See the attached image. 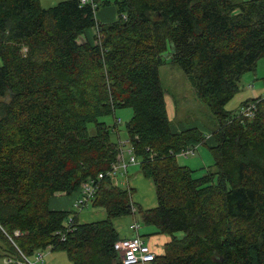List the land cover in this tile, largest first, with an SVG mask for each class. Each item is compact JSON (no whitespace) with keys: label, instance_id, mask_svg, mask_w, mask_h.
<instances>
[{"label":"trees","instance_id":"1","mask_svg":"<svg viewBox=\"0 0 264 264\" xmlns=\"http://www.w3.org/2000/svg\"><path fill=\"white\" fill-rule=\"evenodd\" d=\"M110 7L114 20L97 17ZM262 58L264 0H0V264H30L42 249L72 264H124L113 220L137 212L168 237L149 264H264V96L242 103L256 102L251 118L226 109ZM167 63L211 108L215 145L199 127L173 126ZM124 107L133 115L115 140L118 118H102ZM201 144L214 163L194 176L177 158ZM126 145L154 180L153 208L113 175ZM87 180L98 186L83 210L106 218L50 207Z\"/></svg>","mask_w":264,"mask_h":264},{"label":"rangeland","instance_id":"2","mask_svg":"<svg viewBox=\"0 0 264 264\" xmlns=\"http://www.w3.org/2000/svg\"><path fill=\"white\" fill-rule=\"evenodd\" d=\"M60 1L62 0H41V3L44 7H50L52 5L57 4ZM105 12H111L114 16L113 18H115L117 15L115 9L110 7V8H100V11L98 12L97 17L101 19ZM101 13H102V17H101ZM1 64L2 62L0 59V65ZM160 76H161V82L165 90V93H168L170 95L168 99L169 111L172 112L173 109L175 111L177 107V117L174 119L173 123L176 126H178L180 122L183 125L187 124L186 126H190V124H193V122H196V124L201 126L202 128L201 130L207 136L213 135V132L217 128V120L211 108L198 98L195 88L190 82V80L188 79L185 72L178 66L167 63L160 67ZM258 96H264V58L259 60L255 71H249L242 76L241 90L226 105V109L229 111H237L241 108L242 103L245 100L253 98V97H258ZM132 115H133L132 108L124 107V108L117 109L114 115H108V116L103 117L102 119L107 121L111 126H113L115 122V118L120 119V122L118 124L119 129H120L118 131L119 135L116 133L113 134V138L115 140H118L119 137H121L122 139L127 137L126 125H127V122L130 120V118L132 117ZM89 131L91 134L95 132V125L93 123L89 124ZM202 145H204L206 152H208L209 154L207 156L208 159L206 157L205 160H203L202 158L197 156L200 164L197 165L196 167L197 169H194L191 167L192 170H194V176L203 175L204 173L207 172L208 168L212 166L214 163V157H213L210 147L207 144H202ZM198 153H199L198 150L195 149L193 154H189L187 156L186 154H182V155H179L178 159H181L180 162H183L182 161L183 159L189 160L193 158L194 154L197 155ZM183 165H187V164H183ZM126 176L128 177L127 174ZM147 194L151 195L147 187L140 186L138 192L134 190V193H133L134 203L137 205L136 202H138V199H137L138 197L145 198L146 201H149V199H147L146 197ZM155 194H156V188H155ZM86 209L88 208H85L84 210ZM90 209L93 210L94 208L91 206ZM71 210L74 211L73 207ZM124 218H126V225H131L134 222H138L140 224L141 230L148 226L147 224H144L143 222H141V217L138 212L135 214V216L133 214H130ZM115 219L116 218H114V220ZM48 252H52L51 249H47L46 253Z\"/></svg>","mask_w":264,"mask_h":264},{"label":"crops","instance_id":"3","mask_svg":"<svg viewBox=\"0 0 264 264\" xmlns=\"http://www.w3.org/2000/svg\"><path fill=\"white\" fill-rule=\"evenodd\" d=\"M103 13V12H102ZM102 13H101V17H102ZM113 14L111 12H105L103 14V17L101 18V20L103 21H110V20H114L115 18H113ZM84 38V37H83ZM169 94L166 93V99H167V110H168V115L169 118L172 121V124L175 128L177 129H182L185 127H190V126H196L199 127L200 129L201 126H199L198 124H196V122H193V124H190V126H186L183 125L181 122L179 123L178 126H176L173 122L174 119L177 117V107L174 111V109L171 111H169L168 107H169ZM218 126V125H217ZM125 139V138H124ZM207 143L209 145H215L216 141L213 135H209L207 136ZM129 149L128 145L125 146V150ZM196 149L198 150V154H194L193 158L186 160L183 159V162H180L181 159H178V162L181 164H187L188 166L197 169V165L200 164V162L198 161V157L202 158L203 160H205V158L209 155L208 152H206V149L204 147V145H199L198 147H196ZM198 156V157H197ZM125 159L126 161H128L129 156L128 153H125ZM208 159V157H207ZM209 161V160H207ZM210 163V162H209ZM210 165V164H209ZM127 172H128V177L125 175V172H123V170L119 171L118 176L116 178L117 183H119L120 185L124 186V187H131L134 190H136L137 192L139 191V187H147L149 190L150 194H147L146 197L147 199H149V201H146L145 198H141V197H136L138 199L137 205L141 206L144 209H148V208H153L157 205V194H155V183L154 180L152 178L146 177L138 168V166H136L135 164H128L127 166ZM79 193H74L71 195H66V194H57L55 196H53L50 199V207L52 209H61V210H70L72 209L75 200L79 197ZM134 199V198H133ZM79 219L81 221H94V220H100V219H104L107 217V212L104 208H94L93 210H91L90 208L86 209V210H82L81 212L78 213ZM101 217V218H99ZM126 216L123 217H117L114 221V225L117 228L118 232L120 233L121 237H132L136 234L135 230H133L130 225H126V218H124ZM156 228H154L153 226H147L145 228H143L142 230L139 229V233L142 235L143 239L149 243L151 245V247L154 249V251L157 254H162L164 252V246L165 243L168 240V237L165 236L164 234H156L155 233ZM145 233V234H144ZM148 233V234H146ZM52 252H48L46 253V255L44 256L43 259L38 260L36 258V254H34L33 256L30 257V260L32 262H36V264H72L71 260L69 259L67 253L63 250H59V251H53Z\"/></svg>","mask_w":264,"mask_h":264},{"label":"built area","instance_id":"4","mask_svg":"<svg viewBox=\"0 0 264 264\" xmlns=\"http://www.w3.org/2000/svg\"><path fill=\"white\" fill-rule=\"evenodd\" d=\"M82 3L88 2V0H81ZM124 18L125 15L123 16ZM257 110L256 102H250L247 106L241 108V113L249 118L253 117ZM120 122V119H118ZM126 143V142H124ZM194 148H191L187 153H194ZM125 152L128 153L129 159L126 161ZM138 162V159L134 155L131 148L125 150L123 149L119 155V161L114 165L113 175L117 173L119 170H123L126 173V166L128 164H135ZM103 175L100 174V177ZM98 184L94 180H87L81 185V194L75 200L73 209L75 213H79L83 210V208L88 204V201L94 197L96 193ZM130 227L135 230L136 234L132 237H123L121 240L117 242V248L121 250L122 260L124 264H149L152 262L157 253L151 247L149 243H147L141 234L139 233L140 224L138 222H134L130 225ZM46 250H40L36 253L37 259H43L46 255ZM30 264H35L31 260L27 259ZM11 260H7L10 262Z\"/></svg>","mask_w":264,"mask_h":264}]
</instances>
